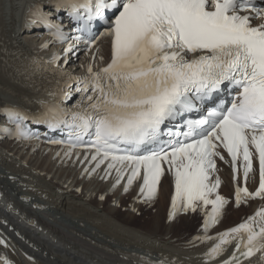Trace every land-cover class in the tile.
<instances>
[{
    "label": "snow or ice",
    "instance_id": "obj_1",
    "mask_svg": "<svg viewBox=\"0 0 264 264\" xmlns=\"http://www.w3.org/2000/svg\"><path fill=\"white\" fill-rule=\"evenodd\" d=\"M49 7L45 14L37 5L38 21L32 22L42 23L57 41L67 43L65 63L75 54L76 43L89 48L95 43L100 26L110 37V62L96 72L89 66L84 77L62 73L81 93L75 110L43 99L37 101L41 111L36 113L5 106L0 114L15 132L0 131L30 139L28 119L51 129L63 125L74 138L71 146L94 150L96 168L107 162L102 179L115 171L113 189L126 176L127 193L141 179L139 193L146 200L155 197L167 166L174 177L169 219L211 206L210 212L204 211V235L194 238L217 241L206 253V264L233 241L235 248L222 264H264V207L237 227L208 235L229 203L217 192L220 179L210 181L217 170L215 158L224 160L218 148L231 158L234 181L242 159L245 186L235 187L236 207L264 199V22L252 23L264 20V0H49ZM62 11L78 35L69 36L62 22L53 20L62 21ZM60 59L54 53L47 63L56 65ZM41 69L42 62L32 60L24 72ZM225 92L230 100L223 98ZM59 94L68 98L63 89ZM254 155L259 183L250 192L246 185ZM0 246L10 247L2 236ZM0 264L14 262L0 256ZM159 264L175 261L162 257Z\"/></svg>",
    "mask_w": 264,
    "mask_h": 264
},
{
    "label": "bare ground",
    "instance_id": "obj_2",
    "mask_svg": "<svg viewBox=\"0 0 264 264\" xmlns=\"http://www.w3.org/2000/svg\"><path fill=\"white\" fill-rule=\"evenodd\" d=\"M38 1L0 0V55L4 50L1 44L6 43L11 47L10 52H18L29 61L47 63L54 53L64 59L68 45L47 48L44 44L51 38L43 32L22 33L28 11ZM67 26L68 23L63 25ZM99 46L93 60L95 52H86L77 59L68 58L66 71L84 75L89 66L94 72L99 71L110 60V38L103 36ZM14 80L16 77H9L0 68V108L19 104L21 97L29 94L14 95L24 89L21 85L15 87ZM218 178L221 181L218 194L229 203L212 232L238 224L243 216L253 214L258 203L236 208L234 186L244 187L245 180L234 181L224 162L220 163ZM258 183L257 173H252L246 186L254 191ZM173 185L174 177L166 171L157 195L143 201L137 195V187L125 193L122 188L113 189L110 180L87 178L76 163L55 159L45 146L0 140V236L14 248L18 245L29 249L46 264H133L126 260L118 262L116 256L98 250L83 238L155 260L158 254H165L191 264H206L204 251L210 244L193 247L189 237L202 232L204 211L209 207L204 211L198 209L193 215H178L168 222ZM156 204L155 211L147 208ZM163 212L165 217L160 223ZM237 215L239 218L235 221ZM32 218L34 224L28 223ZM135 219L151 228L137 227ZM199 221L202 223L197 228ZM187 233H190L188 237ZM20 258L24 259L21 251L16 260L20 262Z\"/></svg>",
    "mask_w": 264,
    "mask_h": 264
},
{
    "label": "rangeland",
    "instance_id": "obj_3",
    "mask_svg": "<svg viewBox=\"0 0 264 264\" xmlns=\"http://www.w3.org/2000/svg\"><path fill=\"white\" fill-rule=\"evenodd\" d=\"M130 198V196L127 198V200ZM157 207H158V204H156V205H151V206H149V207H147V208H151L152 209V211H155L156 209H157ZM165 207H166V204H165ZM164 212H165V209H164ZM162 213V215H161V219H160V223L164 220V217H165V213ZM242 215V214H241ZM204 217V216H203ZM239 218V216L237 215L235 218H236V220L235 221H237L238 220V218ZM134 222V224H136L137 225V227H139V226H141V227H144V228H146V229H150L151 228V226L149 225V224H139V222H137V220L135 219V221H133ZM201 221H199L197 224H196V227L197 228H199V226L201 225ZM139 225V226H138ZM141 227H139V228H141ZM196 228V229H197ZM190 234V233H189ZM188 233L185 235L186 237H188V235H189Z\"/></svg>",
    "mask_w": 264,
    "mask_h": 264
}]
</instances>
